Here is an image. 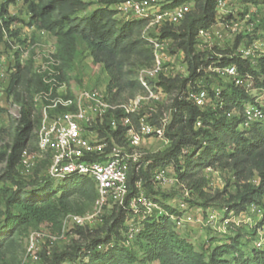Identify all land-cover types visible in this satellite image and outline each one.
I'll use <instances>...</instances> for the list:
<instances>
[{
    "label": "trees",
    "instance_id": "1",
    "mask_svg": "<svg viewBox=\"0 0 264 264\" xmlns=\"http://www.w3.org/2000/svg\"><path fill=\"white\" fill-rule=\"evenodd\" d=\"M123 1L35 0L29 4L32 23L57 40L55 58L60 65L55 68L58 72L53 76L55 81L62 82L64 74L72 69L79 45L83 43L94 62L103 65L110 74V95L114 89H118L117 96L127 87L137 86L135 81L124 83L130 60L133 57L141 58L147 64L144 67L150 68L155 63V55L152 42L141 35L147 26L146 21H120L117 18L114 6ZM241 1L264 8V0ZM95 3L100 4L98 8L88 12ZM191 3L194 9L186 14L180 24L164 26L160 35L153 37L160 43L172 40L176 50L183 51L189 70L188 78H169L163 74L159 77L158 86L167 95L176 94L172 120L165 129L169 148L154 157L146 169L130 165L129 194L125 205L116 207L111 216L105 214L104 224L98 229L76 226L72 234L77 235L78 239L73 240L65 250L42 252L41 264H264V249L255 248L250 253L245 252L240 234L229 237L225 243L215 244L213 239H209L205 245L196 247L177 232L180 213L168 206H164L165 212L154 211L141 218L136 224L138 233L130 244L127 243V222L136 216L131 202L139 197L138 183L145 189H151L154 173L169 166L175 168L181 182L188 183L197 191L202 190L206 182L199 175L207 169H231L235 180L232 187L236 191L235 195L230 196L226 211L222 212L226 216L231 213L241 215L253 206L264 207V120H255L246 125V109L260 106L255 97L248 93L246 80L252 78L255 85L264 91V79L259 81V76H264V58L258 61V67L242 57L205 58L197 49L199 33L207 32L219 23L218 0H174L170 7ZM1 13L6 14L7 10L3 8ZM11 22L5 21L8 29L12 26ZM229 65L238 67L242 79L240 85L233 81L220 89L219 96L209 88L210 84L202 85L205 68L213 66L223 69ZM30 68L16 66L11 89L21 86ZM44 77L50 78L48 72L35 74L37 92H49L54 86L51 85L54 81L46 83ZM138 86L144 89L141 83ZM201 89L209 92L218 107L202 108L189 99L190 92ZM53 96H57L56 91ZM115 96L110 100L114 102ZM33 110V103L24 107L16 146L13 153L8 155V170L4 176H0V183H14L13 189L0 188V256L13 246L18 235L33 227L48 223L61 233L64 219L77 212L74 198L88 200L94 205L98 196L96 183L87 176L60 179L56 185L52 178H45L40 183L15 180L20 176L19 169L25 167L23 155L28 149L27 143L34 138L33 131L39 129L41 123V115L32 118ZM142 115L144 113L128 115L118 111L115 114L118 126L112 130V115L108 114L100 134L103 135L106 130L116 144L125 145L128 126L123 124V118L129 117L138 125ZM156 119L157 115H154L148 121L152 120V125L161 127ZM7 154L5 151L1 157ZM68 179L70 183L66 185ZM78 212V215H84Z\"/></svg>",
    "mask_w": 264,
    "mask_h": 264
},
{
    "label": "rangeland",
    "instance_id": "2",
    "mask_svg": "<svg viewBox=\"0 0 264 264\" xmlns=\"http://www.w3.org/2000/svg\"><path fill=\"white\" fill-rule=\"evenodd\" d=\"M33 1L35 0H0V32H2L0 34V176H4L8 170V155L13 153L16 146L24 107H28L30 103H33L32 118L42 116L45 102L39 99L42 92H37L35 74L43 75L44 70L48 74L51 71H56V67L50 63L58 61L55 58L57 53L56 38L43 30H39L32 23L29 4ZM173 1L165 0L163 4L172 3ZM99 5L98 3L93 4L88 12L94 11ZM187 6L194 9L193 3ZM3 8L7 10L6 14L1 13ZM218 14L220 16L219 23L211 29L207 36L199 37L198 52L203 53L205 58L207 56L216 58L224 56L241 57L245 56L244 53H250L247 59L258 67V61L264 58L263 6L244 4L241 0H237L225 10L218 11ZM117 18L120 21L125 20L122 16H117ZM5 21H12V26L9 29L6 27ZM160 30L159 27H152L149 30L144 29L141 35L153 40L154 36L160 35ZM160 55L165 67L164 76L169 78L189 77L185 55L183 51L176 50L172 40H169L167 45L162 48ZM18 65L27 69L31 65L30 73L24 76L21 86L11 89L12 76L17 71L16 66ZM145 65L147 64L143 59L133 57L126 67L127 76L124 78V83L135 81L137 86L127 87L117 96L115 94L118 89H114L110 95L108 92V85L111 80L110 74L103 65L94 62L90 51L83 43H80L72 69L64 74L62 82L58 80L53 84L50 82L49 84L54 85L50 90L56 91V94L60 96L78 94L86 89L98 90L106 95L108 99L115 96L114 102L123 105H129L131 101L143 97L137 114L144 113L142 116L145 117L146 122L155 127L156 130L166 129L172 120L176 94L160 96L158 76V78L150 79V83L153 95L158 96L160 99L150 98V94L138 86L142 71L146 69ZM49 77V79L46 78L47 81L53 79V77ZM259 79V81H262L264 76H259ZM233 81L234 78L229 77L222 69L210 66L205 68V78L202 80V85L210 84L209 88L215 91L226 88ZM246 86L248 93L255 97L261 106H264V91H261L255 85L252 78H247ZM209 104L212 105V103ZM206 107L211 106L207 105ZM154 115H157L156 120L161 127L157 124L152 125V120L148 121ZM92 130L99 132L101 129ZM39 131V129H34V138L27 143V159L33 165L19 169L20 176L16 177L15 180L23 179L26 182L40 183L45 178H52L56 185L60 179L50 176V155L43 158L38 156ZM110 136L112 135L104 130L99 139L105 141ZM169 146L170 142L165 137V132L163 137L158 134L144 137L143 144L131 151V155H133L131 165H137V169H146L152 159L164 153ZM5 151L8 152L7 156L1 157ZM166 171L167 183H159L156 180L157 172H155L150 185L151 189L141 187V191L152 203H157L159 209L153 208V212H165L164 206H168L180 213L179 221L177 220L180 222V224L177 222V232L182 237L187 238L196 247H200L205 245L209 239H213L215 244H220L227 242L229 237L240 234L242 236V249L245 252L250 253L258 248L256 245L260 240L258 233L262 231V237L264 238V207H258L260 213L250 210L241 215L231 213L226 216L222 213L226 211L230 196L235 195L236 191L232 187L235 180L234 172L231 169H207L199 175V178L203 177L206 180L200 191L193 189L188 183L181 182L173 166L166 168ZM69 183V179L65 181L66 185ZM13 187L14 183L10 181L0 183L2 189H13ZM73 201L77 212L71 215H78V211L86 214L93 210L94 205L88 200L74 198ZM135 206H131L133 211L134 209L138 211V214L134 213L136 216L132 218L134 225L141 221L142 215L147 211V207L140 203ZM116 207L119 206L110 204L106 208V216H111ZM212 214L217 215L215 220L211 219ZM132 219L129 221L130 224L133 223L131 222ZM74 228L75 226L68 223L64 237L51 243L49 236L58 235L60 231L55 230L48 223L33 227L28 232L15 238L13 246L1 254L0 264H41L40 254L42 252L45 250L50 252L65 250L72 244L73 240L78 239L77 235L72 234ZM36 233L40 234L41 237L36 236ZM32 236L35 238V251L28 253Z\"/></svg>",
    "mask_w": 264,
    "mask_h": 264
},
{
    "label": "built area",
    "instance_id": "3",
    "mask_svg": "<svg viewBox=\"0 0 264 264\" xmlns=\"http://www.w3.org/2000/svg\"><path fill=\"white\" fill-rule=\"evenodd\" d=\"M165 0H124L120 4L114 6L117 11V16H122L125 20H144L147 22L146 30L152 27L162 28L167 25H178L185 18L186 14L191 10L189 6L169 7L170 3L163 4ZM237 0H218V11L225 10L229 5L234 4ZM209 31H200L199 37L207 36ZM155 63L152 67L146 68L142 71L140 83L144 90L150 94V98L160 99L153 95L151 89L150 79H155L164 74V62L160 55L162 48H164L169 40L163 43L158 40H151ZM241 56L247 60L250 53H244ZM249 60V59H248ZM54 67H58L60 62L54 61L50 63ZM229 77L234 78L237 85L242 83L238 67L236 65H229L222 69ZM47 71L44 70L43 73ZM57 71H51L49 76L53 77ZM46 83L55 81V78ZM160 90V96L167 94ZM217 96L220 95V90L213 91ZM40 100L45 102L42 109V120L39 126L38 135V152L39 157L43 158L50 155L51 168L50 176L55 179H64L72 176H87L96 183L97 200L94 204L93 210L84 215H69L63 225V230L58 235L49 236L51 243H54L64 237L65 228L68 223L78 227H88L94 229L104 224V215L106 208L110 204L117 206H124L125 200L129 194L128 175L130 165L133 160L131 151L137 149L143 144L144 137L158 134L163 137L165 129L156 130L155 127L149 125L145 117L139 118L138 125H135L129 117L123 118V124L128 126L126 132V144H116L112 136L100 140V131L95 132L92 129H102L105 117L111 114V129H117L118 122L115 114L118 111H123L128 115H135L143 101V97H138L131 101L129 105L117 104L101 91L98 90H84L78 94L70 96H53V90L49 92L40 93ZM189 99L196 103L199 107H206L210 105L213 108L218 107L214 103L213 98L205 89L197 92H190ZM209 103H212L209 104ZM222 108V105L219 106ZM230 117L231 114H228ZM246 116L248 123L257 120H264V106H250L246 109ZM101 126H100V125ZM200 126V123H198ZM27 151L23 155V165L31 167L28 159ZM156 180L159 183L165 184L168 182L166 169L157 171ZM140 189L139 197L132 200L131 206L140 203L147 207V211L142 215V219L146 215L153 212V208L158 210V206L152 203L146 195L141 191V183H138ZM250 211L260 213L257 207H251ZM134 213L138 211L134 209ZM217 215L212 214L211 219L215 220ZM130 221V220H129ZM127 222L129 227L127 233V243L130 244L136 234L138 233V226ZM179 221V219H178ZM177 221V222H178ZM180 224V222H178ZM259 242L256 243L258 248L264 249V238L262 231ZM36 236L41 237L36 233ZM35 238L31 237L30 247L28 253L35 251Z\"/></svg>",
    "mask_w": 264,
    "mask_h": 264
}]
</instances>
